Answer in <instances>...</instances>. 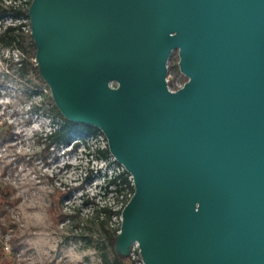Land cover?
Returning a JSON list of instances; mask_svg holds the SVG:
<instances>
[{"label": "water", "instance_id": "obj_1", "mask_svg": "<svg viewBox=\"0 0 264 264\" xmlns=\"http://www.w3.org/2000/svg\"><path fill=\"white\" fill-rule=\"evenodd\" d=\"M27 15L54 105L132 178L114 248L264 264V0H31Z\"/></svg>", "mask_w": 264, "mask_h": 264}, {"label": "rangeland", "instance_id": "obj_2", "mask_svg": "<svg viewBox=\"0 0 264 264\" xmlns=\"http://www.w3.org/2000/svg\"><path fill=\"white\" fill-rule=\"evenodd\" d=\"M20 57L18 51L0 46V186L13 187L18 197L10 211L16 226L5 235L4 251L9 252L8 239L14 238L19 244L16 264H103L102 254L109 259L112 254L98 229L101 217L95 218L96 210L105 204L121 207L106 193L105 175L114 166L93 151L105 141L98 136L76 146L72 141L47 149L43 137L60 118L52 110L47 84L33 65L19 75L15 62ZM166 80L173 81L170 88L174 89L187 80L179 71L177 50L168 58ZM64 191L68 192L60 203L64 216L55 221L48 208L52 197ZM121 220V213L112 215L108 225L116 227Z\"/></svg>", "mask_w": 264, "mask_h": 264}, {"label": "trees", "instance_id": "obj_3", "mask_svg": "<svg viewBox=\"0 0 264 264\" xmlns=\"http://www.w3.org/2000/svg\"><path fill=\"white\" fill-rule=\"evenodd\" d=\"M5 16H10L13 19H26L27 21L0 25V46L7 48L11 51H18L22 57H20L15 64H19L17 71L19 75H22L26 71L27 65H33V69L38 73L36 64L30 62V58L35 57V45L30 36V31H25V26H29L28 15L21 9L12 8L9 6H4L0 0V19ZM38 77L39 74H38ZM168 86L173 85V81H167ZM176 89V88H175ZM31 93H38L37 90H32ZM36 106H33V110H37ZM52 110L55 111L56 115L60 118V123L53 128L49 133H46L43 137L46 141L47 149L49 147H58L60 144H68L74 142L73 145L76 146L78 142L88 139H96L101 136L105 143L104 145H96L94 152L97 154L100 160L112 163L114 169L105 175V187L106 193H110L115 204L121 203V207L115 209L111 205H101L96 210L98 229L102 234L103 239L106 240L107 244L111 247V258L109 259L106 254H102L101 260L103 264H134L129 258L114 248V242L117 235V231L120 229L121 223L116 227H110L108 225L109 220L112 215L120 214L125 203L128 201L129 196L133 193V185L129 173L113 159L102 132L91 125L71 122L65 119L55 105H52ZM7 135L11 136V131L8 130ZM46 149V150H47ZM68 192H60L57 196L52 197L53 202L49 206L48 211L52 218L57 221L59 218L63 217L60 203L63 197L67 196ZM15 190L9 185L0 186V264H16L15 255L19 250V244L14 238H9V252L4 251V239L5 235L9 234L10 229H13L16 224L12 222L11 209L15 207L18 203V197L14 196Z\"/></svg>", "mask_w": 264, "mask_h": 264}, {"label": "built area", "instance_id": "obj_4", "mask_svg": "<svg viewBox=\"0 0 264 264\" xmlns=\"http://www.w3.org/2000/svg\"><path fill=\"white\" fill-rule=\"evenodd\" d=\"M30 2L31 0H1V3L4 5V6H9V7H12V8H17V9H21L22 11L26 12L27 13V10H28V7L30 5ZM29 20V18H28ZM25 22L27 21L26 19H23V18H16V19H13L12 17L10 16H5L3 17L2 19H0V25H7V24H14V23H19V22ZM29 30L30 31V24L29 26H25V31ZM170 88V87H169ZM171 90H175L174 88H170ZM177 89V88H176ZM122 166V165H121ZM123 167V166H122ZM131 178V176H130ZM131 181H132V178H131ZM130 198V196H129ZM119 231V230H118ZM117 231V232H118ZM137 256V258L135 260H132L135 263H138V264H143V261L141 260V257H140V254H139V248H138V243L137 241H134L130 247H129V252H128V258L130 259L131 258H134V256Z\"/></svg>", "mask_w": 264, "mask_h": 264}, {"label": "flooded vegetation", "instance_id": "obj_5", "mask_svg": "<svg viewBox=\"0 0 264 264\" xmlns=\"http://www.w3.org/2000/svg\"><path fill=\"white\" fill-rule=\"evenodd\" d=\"M171 55V54H170Z\"/></svg>", "mask_w": 264, "mask_h": 264}]
</instances>
